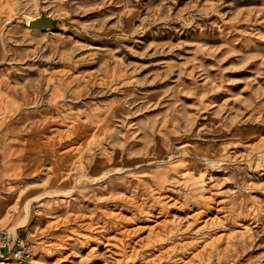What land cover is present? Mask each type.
<instances>
[{
	"label": "rangeland",
	"instance_id": "rangeland-1",
	"mask_svg": "<svg viewBox=\"0 0 264 264\" xmlns=\"http://www.w3.org/2000/svg\"><path fill=\"white\" fill-rule=\"evenodd\" d=\"M13 141L28 264H264V0H0Z\"/></svg>",
	"mask_w": 264,
	"mask_h": 264
},
{
	"label": "built area",
	"instance_id": "built-area-1",
	"mask_svg": "<svg viewBox=\"0 0 264 264\" xmlns=\"http://www.w3.org/2000/svg\"><path fill=\"white\" fill-rule=\"evenodd\" d=\"M35 249V242L22 227L0 229V264H27Z\"/></svg>",
	"mask_w": 264,
	"mask_h": 264
},
{
	"label": "crops",
	"instance_id": "crops-1",
	"mask_svg": "<svg viewBox=\"0 0 264 264\" xmlns=\"http://www.w3.org/2000/svg\"><path fill=\"white\" fill-rule=\"evenodd\" d=\"M18 141L8 143V146L3 150H0V212L7 211L8 215L11 216L12 199H10L5 193V181L9 180L10 177L16 175H23L27 170V156L22 149V143L17 144ZM15 215V214H14ZM12 215L11 218L14 216ZM24 226V225H22ZM6 227L1 225L0 229ZM21 227V226H18ZM17 227V228H18ZM26 228V226H24ZM27 229V228H26ZM30 263V262H29ZM28 264V263H27Z\"/></svg>",
	"mask_w": 264,
	"mask_h": 264
},
{
	"label": "water",
	"instance_id": "water-1",
	"mask_svg": "<svg viewBox=\"0 0 264 264\" xmlns=\"http://www.w3.org/2000/svg\"><path fill=\"white\" fill-rule=\"evenodd\" d=\"M28 26L34 29L58 31L62 29V21L57 18H52L46 14H41L38 17L30 19Z\"/></svg>",
	"mask_w": 264,
	"mask_h": 264
},
{
	"label": "bare ground",
	"instance_id": "bare-ground-1",
	"mask_svg": "<svg viewBox=\"0 0 264 264\" xmlns=\"http://www.w3.org/2000/svg\"><path fill=\"white\" fill-rule=\"evenodd\" d=\"M4 214V212H0V216H2ZM11 227V226H10ZM12 228H14V227H12ZM15 228H17V227H15ZM35 251V250H34Z\"/></svg>",
	"mask_w": 264,
	"mask_h": 264
}]
</instances>
